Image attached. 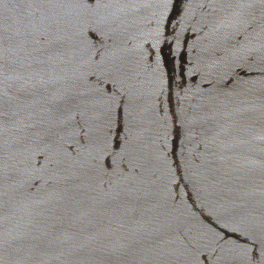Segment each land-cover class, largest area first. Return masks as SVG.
<instances>
[{"label": "water", "instance_id": "1", "mask_svg": "<svg viewBox=\"0 0 264 264\" xmlns=\"http://www.w3.org/2000/svg\"><path fill=\"white\" fill-rule=\"evenodd\" d=\"M0 264H264V0H0Z\"/></svg>", "mask_w": 264, "mask_h": 264}]
</instances>
